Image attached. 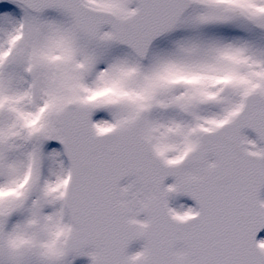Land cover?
Segmentation results:
<instances>
[{"label": "snow or ice", "instance_id": "obj_1", "mask_svg": "<svg viewBox=\"0 0 264 264\" xmlns=\"http://www.w3.org/2000/svg\"><path fill=\"white\" fill-rule=\"evenodd\" d=\"M264 264V0H0V264Z\"/></svg>", "mask_w": 264, "mask_h": 264}, {"label": "rangeland", "instance_id": "obj_2", "mask_svg": "<svg viewBox=\"0 0 264 264\" xmlns=\"http://www.w3.org/2000/svg\"><path fill=\"white\" fill-rule=\"evenodd\" d=\"M77 264H86V261H78Z\"/></svg>", "mask_w": 264, "mask_h": 264}]
</instances>
